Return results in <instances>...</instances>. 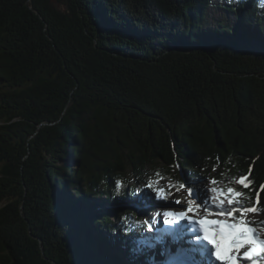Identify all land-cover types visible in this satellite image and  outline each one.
<instances>
[{
    "label": "trees",
    "instance_id": "trees-1",
    "mask_svg": "<svg viewBox=\"0 0 264 264\" xmlns=\"http://www.w3.org/2000/svg\"><path fill=\"white\" fill-rule=\"evenodd\" d=\"M166 182L264 232L260 0H0V264H164L128 206Z\"/></svg>",
    "mask_w": 264,
    "mask_h": 264
},
{
    "label": "rangeland",
    "instance_id": "rangeland-1",
    "mask_svg": "<svg viewBox=\"0 0 264 264\" xmlns=\"http://www.w3.org/2000/svg\"><path fill=\"white\" fill-rule=\"evenodd\" d=\"M260 3L264 5V0H260ZM163 188H165L170 192L169 199L167 200L157 199L155 195V191L153 192L152 190V192L149 195L147 194V200L144 199L142 202L141 201L131 202L128 208L132 207L133 209H135L139 214V217H141L143 220L149 223V225L160 224L162 228H166V229H168V227L171 228V230L174 233V236H170L169 238L163 239V241L167 244V248L163 249L164 250L163 255L165 254L169 256L167 257V259H165L167 263L169 262L171 264H186L191 262V261L187 262L188 261L187 256L189 257V260L191 258L189 255H186L185 257L182 258V254L179 252V249L182 248L180 242L186 240L185 242L188 245L194 244L188 249L189 251H193V255H196L198 253L201 256H204L205 255L204 248L208 247L211 256L206 255L205 260H207L209 264H228L227 259L225 260L224 258L218 260L216 258L215 245L213 244L210 246L208 245V243L204 242L202 240L203 238L202 234L200 236V240L203 241V243H205L206 246H202L201 244H199L198 239L193 237L192 234L189 235L187 238L178 241V244L180 243L179 246L176 249H173L174 246L170 243V241H172L175 236H177L178 238L179 233L181 231L179 228L178 229L176 228L177 225H180L181 229L184 228L185 231L189 232L190 229H185V228L189 227L190 224L193 225L195 224L196 227L195 228L191 227V229L194 233L198 234L200 232H203L201 228H199V224H200L199 221L201 220L224 221L228 224H240L241 222H245L247 227L253 228L254 230L252 233L253 238L257 242L264 241V232L260 226L262 215L257 212L241 213L239 211L235 212L234 215H228L229 212H232L233 208H237V207L228 203L229 197L226 194L221 195L219 193H212L211 188L208 185H206L205 182H201L195 188L198 195L196 197V205L194 206L192 212L187 211V200L189 199V197L186 189H179V186L176 183H172V182L163 183ZM139 195H143V197L146 196V194L144 193L142 194L141 192ZM213 197H215V199ZM176 200H180L181 203L176 204L175 203ZM117 207L119 208L121 207V205L116 206L111 204L109 206V209H107L109 214L114 213L113 210H115ZM181 211L187 213L185 218H178L177 216H170V217L164 216V212L179 213ZM237 215L240 216L241 219L236 220L235 217ZM165 220L171 221V223H165ZM174 222L175 224L172 225ZM217 226L218 225H208V228L211 227L212 230L215 233H217L218 232ZM247 247L248 245H246L245 249L242 250L241 252L235 253V255L237 256L236 264H264V251H261L259 255L254 256L252 259H244L243 252L248 249ZM257 248L259 249L260 246L257 245ZM150 252L151 254L153 253V251ZM177 255H179V257ZM176 258H179L178 262L174 261V259ZM195 264H199V263L195 262Z\"/></svg>",
    "mask_w": 264,
    "mask_h": 264
},
{
    "label": "snow or ice",
    "instance_id": "snow-or-ice-1",
    "mask_svg": "<svg viewBox=\"0 0 264 264\" xmlns=\"http://www.w3.org/2000/svg\"><path fill=\"white\" fill-rule=\"evenodd\" d=\"M231 3L232 0H229ZM213 184L216 183L215 180L212 181ZM239 185H241L244 189H249L252 186V181L248 176H241L237 181ZM149 188L152 187L151 183L148 185ZM121 188V184L119 181L116 182V190L119 193ZM179 189H186L188 193L189 199L187 200V211L192 212L194 206L196 205V197L198 195L197 191L191 187H188L187 182L179 185ZM178 189V190H179ZM155 195L157 199H168V192L162 187L156 188ZM212 193H219L221 195L226 194L229 199V204H238L239 200L234 198H239L243 196L242 192L236 191L233 188H228L226 193L223 190H219L215 187L211 189ZM261 193H264V185L260 186V191L256 193V204H260ZM215 199V197H213ZM176 204H180V200L175 201ZM258 207H241V208H233L232 212H229L228 215H234L235 212L239 211L241 213H255L259 211ZM187 215L186 212H164L165 217L177 216L178 218H185ZM165 223H171V221L165 220ZM201 230L203 231V239L215 245L216 248V258L224 259L225 256L227 258L228 264H236L237 256L235 253L239 252L241 249L245 248L246 243L250 245V248L243 252L244 259H252L254 256L259 255L261 251H264V241L257 242L253 236V228L247 227L245 222H241L240 224H228L224 221H209V220H201L199 221ZM208 225H218L219 226V239H216L214 236L210 235ZM257 243H259L260 248H257ZM227 245V247H223V245ZM222 252L224 255H222ZM231 252L232 254H228Z\"/></svg>",
    "mask_w": 264,
    "mask_h": 264
},
{
    "label": "bare ground",
    "instance_id": "bare-ground-1",
    "mask_svg": "<svg viewBox=\"0 0 264 264\" xmlns=\"http://www.w3.org/2000/svg\"><path fill=\"white\" fill-rule=\"evenodd\" d=\"M210 235H212V236H214L216 239H219V235L217 234V235H215V234H213V233H211ZM177 237V236H176ZM186 241V240H185ZM184 245V244H183ZM248 245V247L247 248H250V246H249V244H247ZM178 251V250H177ZM185 251H186V248H185V250H183V251H180L181 252V254H184L185 253ZM168 252V251H167ZM174 254V253H173ZM180 255V254H179ZM179 255H177L178 257H179ZM185 255H189L190 257H191V255L190 254H188V253H185ZM187 258H188V261L187 262H190V260H189V257L187 256ZM178 259L179 258H176V259H174V261L175 262H178Z\"/></svg>",
    "mask_w": 264,
    "mask_h": 264
}]
</instances>
